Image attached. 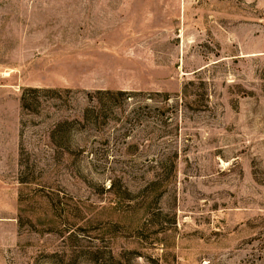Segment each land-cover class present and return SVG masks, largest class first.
I'll return each mask as SVG.
<instances>
[{
	"label": "rangeland",
	"instance_id": "1",
	"mask_svg": "<svg viewBox=\"0 0 264 264\" xmlns=\"http://www.w3.org/2000/svg\"><path fill=\"white\" fill-rule=\"evenodd\" d=\"M0 264H264V0H0Z\"/></svg>",
	"mask_w": 264,
	"mask_h": 264
},
{
	"label": "trees",
	"instance_id": "2",
	"mask_svg": "<svg viewBox=\"0 0 264 264\" xmlns=\"http://www.w3.org/2000/svg\"><path fill=\"white\" fill-rule=\"evenodd\" d=\"M117 95H124L125 97H128V98H129V96H130V95H128V94H126V93H122V92H119V94H117Z\"/></svg>",
	"mask_w": 264,
	"mask_h": 264
}]
</instances>
